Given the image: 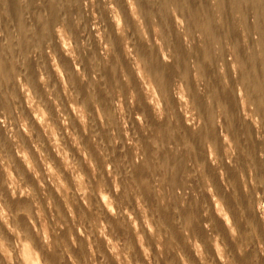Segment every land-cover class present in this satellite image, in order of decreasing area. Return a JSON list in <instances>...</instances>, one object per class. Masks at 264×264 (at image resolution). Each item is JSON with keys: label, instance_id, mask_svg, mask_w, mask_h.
Instances as JSON below:
<instances>
[{"label": "clouds", "instance_id": "1", "mask_svg": "<svg viewBox=\"0 0 264 264\" xmlns=\"http://www.w3.org/2000/svg\"><path fill=\"white\" fill-rule=\"evenodd\" d=\"M0 264H264V0H0Z\"/></svg>", "mask_w": 264, "mask_h": 264}]
</instances>
